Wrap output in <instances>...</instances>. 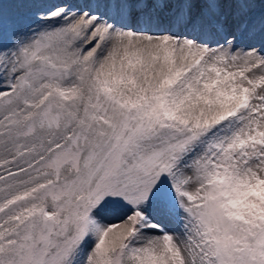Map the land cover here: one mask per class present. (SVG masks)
I'll use <instances>...</instances> for the list:
<instances>
[{"label": "snow or ice", "instance_id": "obj_1", "mask_svg": "<svg viewBox=\"0 0 264 264\" xmlns=\"http://www.w3.org/2000/svg\"><path fill=\"white\" fill-rule=\"evenodd\" d=\"M0 264H264V0H0Z\"/></svg>", "mask_w": 264, "mask_h": 264}, {"label": "bare ground", "instance_id": "obj_2", "mask_svg": "<svg viewBox=\"0 0 264 264\" xmlns=\"http://www.w3.org/2000/svg\"><path fill=\"white\" fill-rule=\"evenodd\" d=\"M57 1H60V0H50L51 3H54V2H57ZM2 2L11 5L13 3H16L17 0H2ZM67 2L71 3V4H76V3H79V0H67ZM8 11L11 13V12H13L15 10L9 8ZM257 11H259V8L257 9Z\"/></svg>", "mask_w": 264, "mask_h": 264}, {"label": "rangeland", "instance_id": "obj_3", "mask_svg": "<svg viewBox=\"0 0 264 264\" xmlns=\"http://www.w3.org/2000/svg\"><path fill=\"white\" fill-rule=\"evenodd\" d=\"M63 2H67V0H60V1L54 2L53 4H55V3H63Z\"/></svg>", "mask_w": 264, "mask_h": 264}]
</instances>
